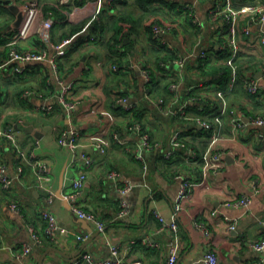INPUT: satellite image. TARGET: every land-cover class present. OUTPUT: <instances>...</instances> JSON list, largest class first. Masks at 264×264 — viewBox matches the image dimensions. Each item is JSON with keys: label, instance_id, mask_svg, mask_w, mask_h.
I'll return each mask as SVG.
<instances>
[{"label": "crops", "instance_id": "obj_1", "mask_svg": "<svg viewBox=\"0 0 264 264\" xmlns=\"http://www.w3.org/2000/svg\"><path fill=\"white\" fill-rule=\"evenodd\" d=\"M94 1L61 4L60 0H17L13 3L20 11L15 12L5 0H0V62L6 59L8 43L17 34L25 35L17 44L21 49L35 48L37 35L43 41L41 35L33 32L45 17L69 16L66 21L76 26L82 24L78 32L67 36L70 43L59 60L58 76L44 61L29 62L17 79L12 67L0 69V128L11 124L17 130V146L0 137V162L7 165L14 178L9 191L0 186V264H66L85 251L108 257L107 238L117 242L128 259H142L146 264H169L176 245H179L177 264H204L202 258L211 249L217 253L219 264H251L258 258L251 243L264 238V125H249L235 137L226 116L227 127L219 144L227 153L220 172L211 173L205 183L196 186L179 214L177 232L170 227L161 228L157 215L172 219L173 201L180 187L177 174H185L194 181H201L203 176L198 158L209 145L208 131H202L204 128L193 121L170 114L167 108L177 107L190 86L195 96L217 88L208 82L220 62L225 61L219 50L227 23L222 18H212L210 11L215 0H156L148 5V14L138 0H123L125 3L119 5L112 4L115 0H97V7L93 6ZM232 1L236 6L264 3V0ZM34 2L39 5L36 10L28 5ZM49 5L60 13L47 9ZM120 13L127 16V22L117 20ZM100 15L104 29H96L93 24ZM154 16L173 28L162 36L166 44L151 37ZM248 18V12L241 13L237 24L239 62L246 68L241 73L242 79L246 75L256 77L260 71L264 73V26L255 24L250 32H245ZM61 25V22L54 24L51 42L62 39ZM54 33L59 40H52ZM112 37L120 41L114 43ZM44 42L53 52L50 41ZM203 49L208 50L210 61L206 70L197 67L198 52ZM168 51L176 59L189 57L182 75L177 74L174 60L168 64L159 60ZM114 64L120 65V69H113ZM144 67L152 71L149 84L142 73ZM167 80L178 82L174 92L169 85L165 87ZM64 84H72L68 99L75 104L73 108L66 107L58 97ZM150 91L154 98L162 100V106L150 100ZM124 96L147 124L155 144L146 152L150 166L147 184L143 182L141 161L130 152L141 138L127 127L132 113L120 104L119 99ZM229 101L230 107L241 109L245 118H264V95L253 96L245 85L244 90L231 94ZM69 128L80 132L79 146L74 150L58 141L62 131ZM176 130H181V138L187 145L179 148L170 160L164 152ZM116 132L125 143L116 141ZM98 142L109 148L106 154L97 150ZM82 151L95 158L88 169L80 159ZM192 152L197 156H192ZM35 160L48 163L50 184L55 191L52 202L37 186ZM114 168L123 178L135 182L126 196L129 210L124 215L119 186L107 177ZM81 172L86 173V180L77 192V200L83 208L96 213L105 223L104 230L91 221L89 225L83 223L72 211L71 200L57 194L62 176L64 196L74 193L72 182ZM253 192L248 211L225 204ZM13 202L19 204V210L11 207ZM219 206L230 216L239 217L236 230H230L220 215L211 214ZM45 209L54 212L60 224L53 237L45 234L47 220L42 215ZM195 221L204 223L209 234L196 227ZM30 224L44 235V240L31 253L16 255L22 253L30 238ZM79 235L87 237L79 239Z\"/></svg>", "mask_w": 264, "mask_h": 264}, {"label": "built area", "instance_id": "obj_2", "mask_svg": "<svg viewBox=\"0 0 264 264\" xmlns=\"http://www.w3.org/2000/svg\"><path fill=\"white\" fill-rule=\"evenodd\" d=\"M74 0H60L61 4H66ZM12 2H17V0H12ZM98 1L93 2V6H98ZM14 4V3H13ZM39 6L36 2L30 5L32 10H36ZM191 8V6L188 5ZM80 8V7H79ZM75 9V11L79 10ZM243 12L249 13V18L247 19V24L244 26L245 32H250L251 28L255 24H260L264 26V3L257 4H243L241 6H236L233 4L232 0H215L213 7L211 8L210 14L212 18H222L227 23V28L222 33L224 36V41L222 43L221 49L227 54L225 56V61L232 68V77L229 81L228 87L226 89H218L216 92L217 99H219V112L216 113L212 119L208 120L203 118V116H194L197 124L201 125L206 130H211L209 145L205 151L202 152L201 156L198 158L202 164V179L201 181H194L185 174H177L175 178L180 180V187L177 196L173 201V216L170 221L166 220L160 213H157L158 217L161 220V228L170 227L175 232L179 230V214L184 208L185 202L191 197L194 192V189L197 185L205 183L207 178L211 173L218 174L221 170L222 164L224 162L227 151L219 146L218 144L224 138V131L226 130L225 117H229V130L233 136H238L239 133L246 129L247 126L256 124L264 125L263 117H253L249 118L247 121L243 115V111L237 108H231L226 97L227 92H231L236 86L237 79L240 77L238 67L236 64V58L239 55L240 45L237 40L238 34V20ZM69 20V16L64 19H55L53 17H45L41 22L39 27L33 32L34 34H39L44 40L50 41L51 48L53 52H50L49 46H42L40 48H30V49H19L17 44L22 39L25 38L23 34H17L12 38L8 43L9 45V55L8 57L0 62V69L3 67L10 66L11 70L14 73H23L29 62L44 61L48 62L51 66L53 74L58 76L59 73V60L66 53L67 45L70 43V38H62L58 42H51V31L56 22H63ZM172 26L165 22L155 21L152 24V31L155 37L159 38L163 43L166 44V41L163 39V35L172 31ZM264 41V34H263ZM208 50H201L198 52V55L202 58L207 57ZM188 56H179L173 62L177 65L178 72L177 74L182 75L184 68L188 63ZM19 62V63H17ZM169 62H166L168 64ZM120 65H113V69L119 70ZM143 76L146 82L149 84L152 80V71L149 67H144L142 70ZM245 86L247 90L252 94H262L264 95V85L261 84L260 79L246 75L243 77ZM178 87V82L174 81L170 84V90L174 92ZM193 86H190L185 92L184 100L175 108H167L168 112L172 115L177 116L180 119L189 120L191 119V114L189 113L190 103L196 102V98L191 94V89ZM72 88V84H64L58 97L60 101L68 108H73L75 104L68 99V93ZM29 91H26L28 93ZM148 97L154 103L159 106L163 105V102L160 98H154L148 92ZM2 98V91L0 89V99ZM120 104L128 112L132 113V110L135 108L134 104L130 103L127 97H120ZM199 104L200 101L197 100ZM42 109H48L46 106H42ZM199 108H203L202 105ZM129 130L136 131L141 138V142L134 145L131 148L130 152L137 160L141 161L143 168V182L146 183L147 175L149 172V162L146 156V152L154 148L155 144L153 143L148 126L144 123L131 119V122L127 124ZM80 132L74 128L64 129L59 136V144L67 147L68 149L74 150L79 146L78 138ZM0 137L6 138L11 146H17V130L11 124H7L5 127L0 128ZM114 138L119 143H125L124 140L116 132ZM95 147L102 154H106L109 150L104 143L98 142L95 144ZM186 147L185 143L181 138V130H176L170 139V144L164 152V155L167 157H173L179 148ZM80 159L82 160L83 166L90 168L95 162V158L87 153L82 151L80 154ZM192 156H197L196 152H192ZM33 166L36 172L37 177V186L39 189L44 191L47 194L48 201L52 202L54 199L55 191L50 184V173L48 163L45 160H35ZM107 177L112 180L118 187V190L122 196L120 201V206L123 209L121 214L124 215L129 210V202L126 199L127 194L134 188L135 182L131 179L123 178L121 172L118 169L109 170ZM86 180V173L81 172L78 177H76L73 182V191L74 193L65 195V198L71 200L72 211L79 216V218H84L88 221L95 223L96 227L99 230L105 229V223L96 215L95 212L86 210L83 208L77 200V192L83 187ZM14 184V178L8 172L7 165L4 162H0V186L1 188L9 191ZM76 193V194H75ZM254 192L250 194H245L238 199H234L228 203L236 208L244 209L248 211L253 202ZM11 207L15 210H19V204L13 202ZM211 214L216 216L220 215L229 226L230 230H236L239 217L230 216L226 212L220 210L219 207H215L211 210ZM43 217L47 220V226L45 228V234L53 237L56 232L60 229V224L58 218L54 212L51 210L45 209L42 211ZM196 227L201 229L206 234H209L208 228L202 222L195 221ZM30 238L24 243L22 253L18 252L16 255H27L33 251L36 245H39L44 240V235L41 232H38L36 228L30 224ZM87 236L79 235L78 238H86ZM107 244L110 247V256L101 257L95 255L91 251H85L82 254L74 257L70 262L66 264H146L142 259H128L125 255L121 253L120 245L113 241L111 238H107ZM252 248L258 252V258L253 260L251 264H264V238L259 241L251 243ZM179 255V245H176L172 250L168 262L169 264H177V259ZM204 264H219V257L214 250H208L203 258Z\"/></svg>", "mask_w": 264, "mask_h": 264}, {"label": "trees", "instance_id": "obj_3", "mask_svg": "<svg viewBox=\"0 0 264 264\" xmlns=\"http://www.w3.org/2000/svg\"><path fill=\"white\" fill-rule=\"evenodd\" d=\"M139 2H140V4L142 5V8H144V10H145V12H146V14H148V13H150L149 12V9H148V5L149 4H151L153 1H156V0H138ZM113 3H115L114 5H117L118 3H125V2H123V0H115V1H113L112 2V4ZM119 5V4H118ZM47 9H54V11H56V13L57 14H59L60 12H59V10L56 8V7H53V6H48L47 7ZM144 17V15L141 17V18H143ZM140 18V19H141ZM59 19H61V18H59ZM152 19H154L151 23L153 24L155 21H163V19H160L159 20V18L158 17H153ZM151 19V20H152ZM156 19V20H155ZM117 20H119V21H121V22H127L128 21V19H127V16L125 15V14H123V13H120L118 16H117ZM133 22H135V20H134V18H132L131 19ZM150 20V21H151ZM62 23V25H61V27H62V30H63V32H62V34H61V37L62 38H65V37H67V36H70V35H72V34H74V33H76V32H78L81 28H82V24L81 25H79V26H76V25H74L73 23H70L69 21H63V22H61ZM93 24H94V26L96 27V29L97 28H99V27H102L103 29H104V25H103V18H102V16L100 15L99 16V19H97V20H94L93 21ZM149 30L151 31V29H150V25H149ZM152 32V31H151ZM113 37H115V36H113ZM112 37V38H113ZM151 37L153 38V39H158L159 40V38H157V37H155L154 36V34L152 33V35H151ZM57 35H56V33H54V37H52V40L54 41V40H57ZM5 40V42H6V39H4ZM35 41H34V43H35V48H40V47H42V46H46V42H44V40L42 41V39L40 38V37H38V35H37V37H35V39H34ZM58 40H59V38H58ZM61 40V39H60ZM59 40V41H60ZM113 40H114V43H116V42H119L120 40H118V39H116V38H113ZM54 42H58V41H54ZM162 42V41H161ZM161 46H163V45H161ZM19 48V47H18ZM162 48H165V47H162ZM19 49H21V48H19ZM166 49V48H165ZM22 50V49H21ZM24 50V49H23ZM8 52H9V50H8ZM219 54H220V56L221 57H225L227 54L221 49V50H219ZM9 55V54H8ZM7 55V56H8ZM241 55V54H240ZM240 55H238L237 56V58H236V64H237V67H238V71H239V74H240V76H241V73H243V71H244V69H246L245 67H243V66H241V62H239V59H240ZM7 56H6V58H7ZM5 57V56H4ZM174 58V59H173ZM5 59V58H4ZM176 59V57L174 56V54L172 53V52H170V51H168V54H166V55H164V56H162V57H159V60H162L163 62H168V61H173V60H175ZM189 61V60H188ZM115 65V64H114ZM118 65V64H117ZM210 65V61L208 60V58L207 57H205V58H202V57H198L197 58V67L199 68V69H201V70H206L207 68H208V66ZM196 67V66H195ZM151 70V69H150ZM14 75H16V74H14ZM18 75H20L19 73H17V75H16V79H17V76ZM231 77H232V68H231V66L229 65V64H227L226 63V61H223L222 63L220 62V64L217 66V68H216V70L214 71V73L213 74H211V76H210V80H209V82L208 83H212V84H214V85H216V89H214V90H212V89H210V90H208V91H203V92H201V94L199 95V96H195V95H193L192 93L190 94V95H192L193 97H195L196 98V102H193V103H190V106H189V113L192 115H194V116H203V118H205V119H208V120H210V119H212L213 118V116L216 114V113H218L219 112V99H217V95H216V92H217V90L218 89H226L227 87H228V84H229V81H230V79H231ZM156 80H157V78H156ZM154 81H155V79H154ZM174 82V81H173ZM153 83V82H152ZM170 80H167V83L165 84V87L166 88H169V86H170V84L172 83H170ZM152 85V84H151ZM169 85V86H168ZM244 85H245V82H244V80L242 79V78H238L237 79V83H236V86L234 87V89L231 91V92H227L225 95H226V97H227V99H228V102H229V105H230V101H229V98H230V95L231 94H237L238 92H239V90H241V89H243L244 90ZM245 88H246V86H245ZM150 89H151V86H150ZM247 89V88H246ZM215 91V92H214ZM150 94H151V96L152 97H154V95L151 93V91L149 92ZM257 96L258 94H253V96ZM197 100H199L200 101V103L198 104L197 103ZM200 105H202V107L203 108H199V106ZM231 106V105H230ZM133 113H134V115H133ZM194 116H191V119H189V121H193V122H195L196 123V121H195V117ZM251 117V116H250ZM140 118H141V115L140 114H137V112H136V109L134 108L133 110H132V117H130V119L129 120H127V124L128 123H130L131 122V119H134V120H138V121H140V122H142V123H144L145 125H147L144 121H142V119L140 120ZM251 118H253V117H251ZM184 120V119H183ZM202 131H205V132H207V134L208 135H210L211 134V130H206L205 128L204 129H202ZM182 141H183V139H182ZM184 143H185V145H187L186 144V142L185 141H183ZM219 146H220V144H218ZM198 154H199V152H198ZM201 154H202V152H201ZM201 154H199V157L201 156ZM174 157V156H173ZM173 157H171V158H173ZM171 158H170V160H171Z\"/></svg>", "mask_w": 264, "mask_h": 264}, {"label": "water", "instance_id": "obj_4", "mask_svg": "<svg viewBox=\"0 0 264 264\" xmlns=\"http://www.w3.org/2000/svg\"><path fill=\"white\" fill-rule=\"evenodd\" d=\"M5 3L9 4L10 7H11L15 12H19V11H20L19 7H18L16 4H13L12 0H5ZM256 77H257L258 79H260L261 84L264 85V73H263L262 71H260V72L257 73ZM245 119H246L247 121L249 120L248 117L245 118ZM63 184H64V179H63V176H62V178H61V185H60V187H59V189H58V192H57V194H58L61 198H65V196H64V194H63V191H62V189H63ZM67 203L69 204L68 201H67ZM80 220L83 221V223H86L87 225H89V224H88V220H86V219H84V218H81Z\"/></svg>", "mask_w": 264, "mask_h": 264}, {"label": "rangeland", "instance_id": "obj_5", "mask_svg": "<svg viewBox=\"0 0 264 264\" xmlns=\"http://www.w3.org/2000/svg\"><path fill=\"white\" fill-rule=\"evenodd\" d=\"M28 5H32V3L28 4Z\"/></svg>", "mask_w": 264, "mask_h": 264}]
</instances>
